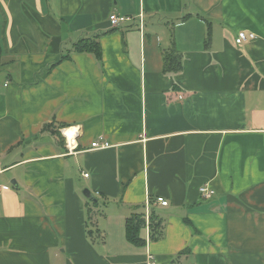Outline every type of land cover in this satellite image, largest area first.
Here are the masks:
<instances>
[{"label":"crops","instance_id":"obj_1","mask_svg":"<svg viewBox=\"0 0 264 264\" xmlns=\"http://www.w3.org/2000/svg\"><path fill=\"white\" fill-rule=\"evenodd\" d=\"M0 186V264H264V0H0Z\"/></svg>","mask_w":264,"mask_h":264},{"label":"trees","instance_id":"obj_2","mask_svg":"<svg viewBox=\"0 0 264 264\" xmlns=\"http://www.w3.org/2000/svg\"><path fill=\"white\" fill-rule=\"evenodd\" d=\"M70 51L71 53L77 54H90L101 65L102 56L100 45L94 38L80 39L72 45ZM66 58H68V55L62 57V59ZM163 64L165 73H178L181 69L180 57L174 49L164 53ZM48 128H51L48 124L43 126V129ZM58 128L64 129L65 126H59ZM52 134L59 135L58 132H52ZM150 203L153 205L154 201L150 200ZM145 228H148L150 240H157L161 237L162 220L154 210L149 211L147 218L145 213H134L125 220L124 234L126 241L133 246L143 247L145 240L142 239L141 233Z\"/></svg>","mask_w":264,"mask_h":264},{"label":"built area","instance_id":"obj_3","mask_svg":"<svg viewBox=\"0 0 264 264\" xmlns=\"http://www.w3.org/2000/svg\"><path fill=\"white\" fill-rule=\"evenodd\" d=\"M132 22H137L140 25H142L144 23L142 14H140L136 18L112 14L108 18L109 26L112 29L123 28L124 26H126L127 24H130ZM254 39H255L254 34L247 33L245 31H240V32H238V34L236 36L235 43L237 45H241L245 42H248V41H251ZM107 146H108L107 143H103V144L99 145V143L97 141H95L94 143L91 144V147L96 149V150L105 149V148H107ZM84 177H87V175H84ZM2 189L3 188L0 186V192ZM199 193H200L201 198H203V199H208L209 197H211L214 194V192L206 186H202L199 190ZM157 203H159L161 206L167 205V203L165 201H163L161 198L157 199ZM148 264H159V263L155 262V260H153L152 256H150L149 260H148Z\"/></svg>","mask_w":264,"mask_h":264},{"label":"water","instance_id":"obj_4","mask_svg":"<svg viewBox=\"0 0 264 264\" xmlns=\"http://www.w3.org/2000/svg\"><path fill=\"white\" fill-rule=\"evenodd\" d=\"M13 184V183H12ZM85 196H88L89 195V193L87 192V191H84V193H83Z\"/></svg>","mask_w":264,"mask_h":264},{"label":"bare ground","instance_id":"obj_5","mask_svg":"<svg viewBox=\"0 0 264 264\" xmlns=\"http://www.w3.org/2000/svg\"><path fill=\"white\" fill-rule=\"evenodd\" d=\"M68 135L70 136V131L68 132Z\"/></svg>","mask_w":264,"mask_h":264}]
</instances>
